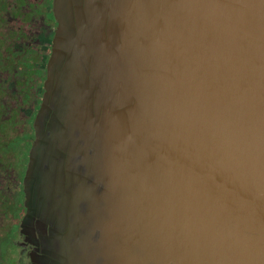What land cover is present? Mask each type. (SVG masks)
Listing matches in <instances>:
<instances>
[{
	"label": "water",
	"instance_id": "water-1",
	"mask_svg": "<svg viewBox=\"0 0 264 264\" xmlns=\"http://www.w3.org/2000/svg\"><path fill=\"white\" fill-rule=\"evenodd\" d=\"M55 12L32 264H264V0Z\"/></svg>",
	"mask_w": 264,
	"mask_h": 264
},
{
	"label": "flooded vegetation",
	"instance_id": "flooded-vegetation-1",
	"mask_svg": "<svg viewBox=\"0 0 264 264\" xmlns=\"http://www.w3.org/2000/svg\"><path fill=\"white\" fill-rule=\"evenodd\" d=\"M58 25L55 0H0V264H32L37 248L22 231L25 178Z\"/></svg>",
	"mask_w": 264,
	"mask_h": 264
}]
</instances>
